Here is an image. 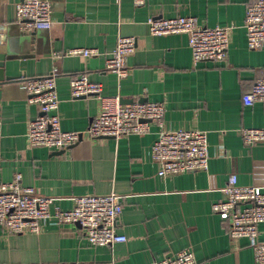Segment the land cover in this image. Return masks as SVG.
<instances>
[{
  "label": "crops",
  "instance_id": "1",
  "mask_svg": "<svg viewBox=\"0 0 264 264\" xmlns=\"http://www.w3.org/2000/svg\"><path fill=\"white\" fill-rule=\"evenodd\" d=\"M22 0H0V182L21 175L53 208H72L73 197L121 195L112 247H92L78 224L48 221L38 234L8 235L0 228V264H149L189 248L196 264H255L244 238L232 240L229 224L213 213L229 174L238 184L264 187V143L246 145L242 128L264 127V104H242L243 94L264 76V50H250L243 27L253 0H45L53 25L23 31L16 17ZM194 17L198 24L229 28L225 61L194 65L186 35L153 37L148 20ZM134 37L128 75L105 68L118 37ZM74 48L97 56H67ZM56 75L58 115L65 131H85L102 108L95 96L72 98L70 80L86 74L102 97L120 103L162 102L163 126L201 130L208 139V168L157 176L151 145L158 128L120 139L83 138L64 151L30 147L27 132L37 110L27 104L24 80ZM264 241V224L259 225Z\"/></svg>",
  "mask_w": 264,
  "mask_h": 264
},
{
  "label": "built area",
  "instance_id": "2",
  "mask_svg": "<svg viewBox=\"0 0 264 264\" xmlns=\"http://www.w3.org/2000/svg\"><path fill=\"white\" fill-rule=\"evenodd\" d=\"M118 2L121 0H117ZM138 5L141 0H134ZM16 17L23 31L50 29L53 25L49 2L22 0L16 5ZM149 33L153 37L186 35L192 62L225 61L229 47V28L207 27L191 16L149 19ZM246 44L250 50H264V0H253L246 7L244 20ZM134 37H118L115 49L105 61L107 71L124 79L128 75L127 59L135 51ZM67 56L91 57L99 54L95 48H74ZM27 104L37 113L29 124L27 140L30 147L64 151L74 147L83 138L120 139L130 135H145L153 126L158 133L151 145L152 159L158 165L157 176L166 178L185 173L205 171L208 168V139L201 130L177 129L163 126L165 106L162 102L135 101L120 103L118 98L102 97L100 83L91 82L86 74L70 80L72 98L95 96L101 100L100 114L85 131L71 132L61 128L58 115L59 99L56 75L24 80ZM264 104V76L257 79L250 91L243 94L242 104ZM243 143H264V127L242 128ZM221 199L212 204L213 213L229 224L232 240L244 238L252 250L255 264H264V241L259 238V225L264 224V187L238 184L237 176L229 174L220 190ZM122 196L86 195L73 197V206L62 210L53 208L54 199L36 195L21 184L17 174L10 182H0V228L8 235L38 234L48 221L58 225L78 224L87 243L92 247H112L126 238L117 233V221L123 210ZM149 264H196L194 253L186 248L177 254Z\"/></svg>",
  "mask_w": 264,
  "mask_h": 264
},
{
  "label": "water",
  "instance_id": "3",
  "mask_svg": "<svg viewBox=\"0 0 264 264\" xmlns=\"http://www.w3.org/2000/svg\"><path fill=\"white\" fill-rule=\"evenodd\" d=\"M5 60V56L4 55H0V82L5 78L3 75V62Z\"/></svg>",
  "mask_w": 264,
  "mask_h": 264
}]
</instances>
